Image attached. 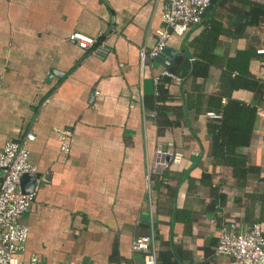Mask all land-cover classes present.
Masks as SVG:
<instances>
[{
    "label": "crops",
    "instance_id": "0c3cea01",
    "mask_svg": "<svg viewBox=\"0 0 264 264\" xmlns=\"http://www.w3.org/2000/svg\"><path fill=\"white\" fill-rule=\"evenodd\" d=\"M163 2L0 0V148L19 140L36 175L51 170L21 216L23 262L143 264L131 241L149 234L158 264H229L214 251L221 225L258 222L264 235V135L251 133L225 163L211 153L209 113L219 93L221 104L264 109V0H214L169 34L165 45L179 51L165 65L140 64ZM73 29L100 33L108 53L67 41ZM243 50L238 75L261 88L230 86Z\"/></svg>",
    "mask_w": 264,
    "mask_h": 264
},
{
    "label": "built area",
    "instance_id": "2783aa9c",
    "mask_svg": "<svg viewBox=\"0 0 264 264\" xmlns=\"http://www.w3.org/2000/svg\"><path fill=\"white\" fill-rule=\"evenodd\" d=\"M210 0H164L160 16L161 26L156 30L154 44L141 47L138 52L140 64L145 59L153 58L165 45L171 32L181 35L195 25ZM67 41L74 43L83 51L96 57L105 56L109 47L100 33L89 35L79 30H71ZM258 52H264V48ZM164 74L176 75L163 71ZM213 116L218 113L209 111ZM251 133L264 135V109H255ZM67 143L61 144L66 150ZM28 149L19 140H6L0 148V264H35V255H29L23 262L19 255L24 250L27 225L21 221L22 214L33 202L34 190L51 179V170L45 169L35 176L34 186L30 192L20 189V177L24 172L32 171L33 165L28 161ZM131 248L143 253V264H158L157 254L149 234L133 237ZM216 253L229 257V264H264V235L258 222H252L245 231L235 228L233 222L220 226L214 245Z\"/></svg>",
    "mask_w": 264,
    "mask_h": 264
},
{
    "label": "trees",
    "instance_id": "16d2710c",
    "mask_svg": "<svg viewBox=\"0 0 264 264\" xmlns=\"http://www.w3.org/2000/svg\"><path fill=\"white\" fill-rule=\"evenodd\" d=\"M259 7V15L264 16V3ZM249 55L248 51L243 50L236 55L235 60H237V64L232 63L229 65L230 69L236 70V73L232 77H229L231 87L245 86L247 88H253L255 85H258L261 88L263 86L262 83L257 84L255 80L253 81L248 78L245 79L243 78L244 76L240 77V75H238L239 73L246 74V64ZM167 71L173 74L171 70L167 69ZM192 76H197L194 70L192 71ZM238 80L241 81L240 84L237 82ZM161 89V85L157 83V96L162 91ZM221 94L222 93H219L215 97L212 104V108L220 110H209L218 113L216 118L211 121L213 126V146L211 153L214 157L223 156V161L227 163L231 162V160H228L229 156H227V154L234 150L235 147L238 148L239 146L246 145L250 140L251 124L255 112V105H249L230 96H228L226 101L221 104ZM240 159L241 156H237L238 162Z\"/></svg>",
    "mask_w": 264,
    "mask_h": 264
},
{
    "label": "water",
    "instance_id": "95a60500",
    "mask_svg": "<svg viewBox=\"0 0 264 264\" xmlns=\"http://www.w3.org/2000/svg\"><path fill=\"white\" fill-rule=\"evenodd\" d=\"M214 0H210L209 4L206 5L203 12L207 10L211 3H213ZM203 12L201 14H203ZM178 49H173L168 45H164L162 49L154 56V63L161 62L162 64H166V60H168L175 52H178ZM36 173L32 171L24 172L21 174L20 177V189L22 192H30L33 189L34 186V180H35Z\"/></svg>",
    "mask_w": 264,
    "mask_h": 264
}]
</instances>
